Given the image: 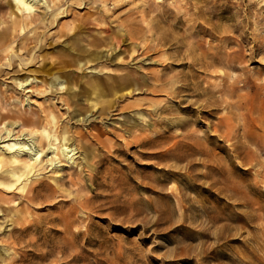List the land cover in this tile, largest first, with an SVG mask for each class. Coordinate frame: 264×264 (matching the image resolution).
Wrapping results in <instances>:
<instances>
[{"label": "rangeland", "instance_id": "obj_1", "mask_svg": "<svg viewBox=\"0 0 264 264\" xmlns=\"http://www.w3.org/2000/svg\"><path fill=\"white\" fill-rule=\"evenodd\" d=\"M193 2L208 10L214 0H64L60 9L37 4L32 12L40 17L35 29H26L13 42L18 55L9 61L3 53L0 60V113L11 120L53 111L62 125L93 144L91 162L105 185L96 189L90 181L93 171L85 168V161L77 164L84 155L80 151L77 162L58 174H52L51 166L46 169L41 178L45 188L33 202H22L20 194L0 187V264H264V0H217L223 9L229 7L224 18L211 17L224 31L200 34L208 46L233 35L236 62L241 61L233 70L218 66L198 72L208 86H219L218 110L199 106V121L192 127L209 140L203 146L219 159L221 191H208L199 201L177 179L163 190L159 184L154 194L132 190L141 173L154 171L164 179L156 168H169L165 161L144 155L143 138L161 135L155 151L162 155L186 133L174 127L173 137L164 134L167 121L188 117L187 103L180 99L197 98L192 90L170 94L184 83L182 71L189 70L181 64L184 60L172 57L176 42L201 37L185 34L193 21H173L174 15L187 20L195 11ZM53 10L60 13L55 23ZM162 11L169 18L161 17ZM12 12L24 18L27 14L14 0H0V28L12 22ZM233 14L235 20L229 19ZM193 19L203 22L204 17ZM54 72L63 85L49 83ZM232 72L245 83L237 81L235 94L229 96ZM95 80L105 94L93 106ZM122 83L131 84L121 91ZM136 87L140 89L129 92ZM86 115L88 120L81 123L78 119ZM7 126L0 125V146L10 138L5 137ZM12 128L15 138L21 129ZM153 161L155 169L149 165ZM55 175L57 181L51 178ZM72 177L82 181L75 184ZM178 191L190 197H180ZM163 193L173 201L166 202ZM151 195L153 211L147 205ZM85 197L90 201L82 205ZM189 205H202L203 213L188 211ZM182 212L185 218L178 215ZM202 243L205 250L200 252Z\"/></svg>", "mask_w": 264, "mask_h": 264}, {"label": "bare ground", "instance_id": "obj_2", "mask_svg": "<svg viewBox=\"0 0 264 264\" xmlns=\"http://www.w3.org/2000/svg\"><path fill=\"white\" fill-rule=\"evenodd\" d=\"M14 1L17 9L22 12H26L27 14L24 18V15L17 16L12 12L11 16L14 14L12 22L9 25L2 26L0 28V60L3 58L4 54H6L5 58L9 59V61H12L13 58L18 55L12 49L13 42L16 37H18L26 29L27 33L35 29V23L38 19L40 20V17L38 16V18L37 14H32V12L35 8H37V4L42 1L46 9H48L51 5L54 8L60 9L64 2V0ZM203 1L205 3L208 0ZM190 6L195 8V11L189 14L187 20L182 15H174L173 21L179 22L180 24H185L187 21H193V25L184 30L185 34L189 36L196 35L201 37L196 41L183 39L176 42V50L172 57H174V59L184 60L181 64L187 66L189 70L182 71L184 83L171 91L170 94L180 93L184 90H192V92H195L197 98L191 100L187 98L180 99V103H187L184 106L189 109L188 117L185 119L178 118L177 121H167L165 124L167 128L164 134H167L166 138L173 137V133L175 132L173 130L174 127L185 128L186 133L183 134V139L174 141L171 147L168 148L162 155H158L155 151V148L160 142L161 135H147L143 138L140 145L146 150L143 152L144 155H146L150 160L158 159L157 162L165 161V165H168L169 168H156V170L163 172L164 179L157 177L154 171H151L148 174L141 173L138 178L136 177L138 181H134L135 186H133L132 190L141 188L145 191L151 192V194H154L157 192L159 184H162L161 189L163 190L168 181L177 179L183 182L184 189L194 191L197 194L199 201H201L204 199L206 192L210 191L211 194H214V192L217 193L221 191L222 188L217 186L220 181L219 175L221 167L216 154L212 151L208 152L206 147L203 146L204 142L206 141L207 143L209 140L198 135L197 130L192 127V123L199 121V106H202V109L210 107L211 111L218 110L220 97L217 94L219 86L216 85V83H213L212 86H208L206 84L207 81H205L198 72H213L219 68L218 66H226L227 68L233 70L237 64H241V61L238 59L236 62L235 48L233 44L235 39L233 35L226 36L227 40L222 39L215 46H212L211 44H209V46L203 45L201 42V33L209 32L211 35H216V33L221 34V32L224 31V28L216 23V21H213L211 17L224 18V14L229 12V7L226 6L223 9L217 0H214L213 5L208 10H204L202 6L196 4L195 2L191 3ZM250 7L251 5H249V8ZM218 8H222L219 13H217ZM165 13L166 11H162L160 16L163 18H169L167 17L169 15H165ZM59 14L60 13L55 10L51 12V15L55 17L54 23L57 19L56 16ZM207 14L210 15L207 17ZM198 15H202L204 17L203 22L197 21L198 19H193L194 16L197 17ZM229 19L235 20V15H231ZM234 28H236V25ZM200 49L201 51L197 53ZM22 63L27 64V62L23 60ZM242 69L244 70L245 68ZM48 72L52 73L53 71L48 70ZM243 73L245 79L249 80V75L244 71ZM214 76L216 77L217 75ZM61 77L62 76L57 72H54L49 83L54 85L56 82H59L63 85L64 81ZM237 81L243 82L239 78L236 80L234 72L230 73L229 96H233L235 94L234 85ZM130 84L131 83H122L120 90L123 91L128 89ZM19 85L22 86L20 83ZM91 87L93 88L92 91L95 96H93L90 100V103H92L93 106H96L98 104V98L103 96L105 91L101 86L100 81L97 80L91 83ZM68 89L71 90L72 87L70 86ZM138 89H140V87H136L129 92L131 93ZM149 91L151 92L150 89ZM184 96L188 95L184 94ZM230 105L232 108L234 107L233 102H231ZM173 110L174 109H171L170 111ZM152 114H154L153 111ZM19 115L20 117L18 118L14 117L13 119L8 120L6 119L8 115L0 113V118L4 116L3 120L0 121V125L7 123L8 126L5 128V137H10L9 139L3 140L4 144L0 146V187H2L5 192L15 191L20 194L18 196L22 202H33L41 195L40 193L45 188V184L41 181V178H43L46 173V169L51 166L52 168L50 171L52 174H58L64 166L77 162L76 160L78 156L76 157V155L80 151L84 152V155L82 160L77 162V164L82 165V162L85 161V168L93 171V173H90V181L95 185L96 189L102 188L105 185L102 180H100L99 167L94 168L91 162L90 148L93 144H87L84 142L79 135V132L75 133L67 126L62 125L61 119L53 111L46 113L45 115L40 114L38 117ZM78 120L83 123L88 120V116L86 115L82 118L80 117ZM158 122L159 117L155 119V123L157 124ZM15 125L21 130L15 138H12L13 135L17 134H14V129L12 128ZM219 129L220 124H214L212 134L214 136L217 135ZM25 135H29L30 138L20 139L21 136ZM1 137L2 136H0V138ZM99 144L100 143L96 142V145ZM105 159H102L101 163L105 161ZM170 161L172 162L169 163ZM208 161H210L211 164H209ZM149 165L152 169H155V161L151 162ZM208 166H210V169L205 170L204 168H207ZM51 178L54 181H57L58 177L55 175L51 176ZM206 178H211V181H207ZM71 180L75 184L82 181L80 178H77L78 181H75L74 177H72ZM211 188L215 189L211 191ZM58 189L65 191V189L61 186ZM67 193L70 195L72 194L70 191ZM178 194L180 197H190L187 191L184 193L178 191ZM178 194L174 192L172 193L175 197L176 204L180 207L181 200ZM95 195H99V192H96ZM162 195L164 196V200H166V202L170 203L173 201L172 195L168 193H163ZM153 199V195H151L147 200L148 208L152 211L154 209ZM83 201L84 202L80 201L82 205L88 203L90 198L85 197ZM24 207L25 204L22 209H24ZM201 208L202 205H199V207L189 205L187 210L191 212L199 211L198 213L201 214L203 213ZM22 209L18 208L17 212H23ZM178 210H180V208H178ZM178 215L185 218V214L183 212ZM195 216L198 217L199 214ZM175 221L177 220H173L172 223ZM203 235H207V232L203 233ZM204 243H202L200 252L205 250Z\"/></svg>", "mask_w": 264, "mask_h": 264}]
</instances>
